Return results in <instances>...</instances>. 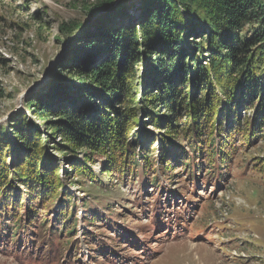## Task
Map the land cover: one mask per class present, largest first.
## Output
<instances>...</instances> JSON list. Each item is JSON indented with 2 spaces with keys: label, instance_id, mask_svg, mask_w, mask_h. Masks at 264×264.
Returning a JSON list of instances; mask_svg holds the SVG:
<instances>
[{
  "label": "trees",
  "instance_id": "trees-1",
  "mask_svg": "<svg viewBox=\"0 0 264 264\" xmlns=\"http://www.w3.org/2000/svg\"><path fill=\"white\" fill-rule=\"evenodd\" d=\"M112 1L103 0L97 10L108 11L82 31L81 51L58 63L53 69L59 70L57 75L52 74L44 90L28 101V110L42 129L25 114L0 127V214L14 220L17 228L19 220L11 218L10 209L18 212L25 202L27 223L32 214H39L33 209L34 199L48 212L49 200L62 196L57 225L65 235L57 234L49 247L64 244L74 225L71 213L66 217L65 204L71 198L62 192V179L69 174L49 150L95 154L103 159V173L129 177L136 173L131 166L140 160L146 168L150 158L144 147L134 151L136 137L133 145L126 141L133 132L126 125L132 122L137 128L141 116L146 119L143 124L163 126L156 140L166 165H176L182 158L177 137L200 154L199 144L206 141L209 167L215 155L228 158L225 144L231 134L216 143L214 137H220L225 127L231 131L240 106L253 108L250 129L240 130L243 140L250 144L258 128L264 130V0H139L137 19L129 14V0L111 7ZM115 19H120L117 25ZM245 24L251 25L248 36L242 34ZM80 28L74 24L62 33ZM160 105L168 115L158 114ZM176 114L186 119V125L179 124ZM72 165L83 178L96 181L85 164ZM183 165L186 168L188 162ZM52 233L50 229L47 236Z\"/></svg>",
  "mask_w": 264,
  "mask_h": 264
},
{
  "label": "rangeland",
  "instance_id": "rangeland-1",
  "mask_svg": "<svg viewBox=\"0 0 264 264\" xmlns=\"http://www.w3.org/2000/svg\"><path fill=\"white\" fill-rule=\"evenodd\" d=\"M129 1L132 3L129 14L137 19L140 12L135 9L139 0ZM112 2L111 7L125 0ZM103 5V0H0V127L6 126L9 117L25 114L42 129L41 121L29 112L27 103L44 90L51 76L57 75L59 70L53 69L58 63L63 64L76 50L81 51L82 31L108 11L97 10ZM114 22L117 25L120 19ZM74 24L82 28L68 35L62 33ZM250 26L245 24L244 36L251 34ZM103 56V53L99 55ZM140 68L139 65L135 69L136 77ZM36 84L39 86L30 91ZM137 88L139 92L140 87ZM252 111L253 108L240 106L231 131L226 132L225 127L220 137L215 135V143L227 134L232 139L225 144L229 157L221 161L217 156L212 169L207 168V142L199 144L200 154L191 151L181 137H177L180 162L166 165L167 159L161 158L155 141L163 134V126L156 127L148 121L143 124L145 118L138 121L137 128L132 122L126 125L133 129L127 143L133 145L135 137L139 143L134 151L144 147L150 152L148 166L144 168L139 160L131 166L136 173L129 177L103 173V159L95 154L71 149H63V153L49 150L57 157L59 168L69 174L62 179V192L67 191L71 198L69 202L65 200V206L66 217L72 215L69 219L71 226L74 223L73 230L68 237L64 236V244L49 247L47 243L54 242L53 237L65 235L57 225L63 197L50 199L48 212L34 199L33 209L39 214H32L27 223H24V202L18 212L9 211L11 218L19 220L17 228L14 220L0 214V264H90L91 256L99 264H264V130L258 128L250 144L240 133L242 128L250 129ZM158 114L168 115L164 105H160ZM176 120L186 125L181 115L176 114ZM88 156L90 160L85 161ZM75 162L85 164L87 171L96 174V181L89 182L76 173L72 165ZM185 162H188L186 168ZM19 188L21 195L26 196V190ZM165 192L170 198L175 193L177 196L167 199L165 207L149 210L157 195ZM185 207L186 211L182 212ZM154 210L164 217L153 216ZM176 210L181 217L175 215ZM196 214L189 243L199 241L204 246L188 254L187 247L179 244L180 234ZM163 219L167 220L161 224ZM160 224L163 227L159 228ZM50 229L52 237L47 236ZM162 229L168 230V239L179 247L170 248L152 263L150 252L156 250Z\"/></svg>",
  "mask_w": 264,
  "mask_h": 264
},
{
  "label": "water",
  "instance_id": "water-1",
  "mask_svg": "<svg viewBox=\"0 0 264 264\" xmlns=\"http://www.w3.org/2000/svg\"><path fill=\"white\" fill-rule=\"evenodd\" d=\"M38 86H39V85L36 84L35 86H33V87L30 89V91H34Z\"/></svg>",
  "mask_w": 264,
  "mask_h": 264
}]
</instances>
